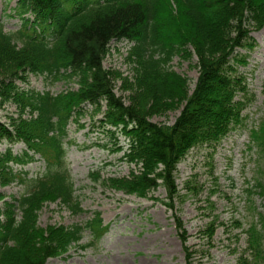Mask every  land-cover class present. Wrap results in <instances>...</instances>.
Segmentation results:
<instances>
[{
  "label": "trees",
  "instance_id": "trees-1",
  "mask_svg": "<svg viewBox=\"0 0 264 264\" xmlns=\"http://www.w3.org/2000/svg\"><path fill=\"white\" fill-rule=\"evenodd\" d=\"M14 10L24 19L20 30L6 32L0 23V100L13 103L17 117L0 121V142H22L27 150L0 154V184L24 189L0 209L6 218L0 222V264H46L66 254L87 230L91 241L85 247L95 246L107 231L97 213L83 227H47L46 236L37 225L47 201L83 212L66 159L72 117L86 115L87 104L98 114L105 102L99 123L111 139L125 137L124 160L136 167L107 182L138 197L162 185L173 209L175 172L186 154L198 145L215 149L243 123L253 95L236 67L244 57L234 54L255 45L251 33L264 26V0H19ZM30 12L34 21L24 18ZM122 39L134 43L128 106L116 96L113 73L103 66L110 43ZM193 55L199 78L190 94L189 79L169 65L177 56ZM30 73L51 82L75 81L77 90L54 96L20 87L17 82L27 85ZM181 107L171 126L150 119ZM38 155L45 162L39 175L29 177L13 166L24 167ZM247 233L250 255L241 256L239 264H264L263 232L253 226Z\"/></svg>",
  "mask_w": 264,
  "mask_h": 264
},
{
  "label": "rangeland",
  "instance_id": "rangeland-1",
  "mask_svg": "<svg viewBox=\"0 0 264 264\" xmlns=\"http://www.w3.org/2000/svg\"><path fill=\"white\" fill-rule=\"evenodd\" d=\"M16 2L0 0V21L7 32L21 26L12 11ZM253 38L257 44L253 50L239 51L247 56V64L239 66V72L247 77L256 95L255 102L244 112L248 127L235 135L231 133L216 149L198 145L186 154L175 172L178 196L173 209L166 205L168 193L163 186L139 198L107 182L110 177L128 176L135 166L123 161V136L111 142L101 133L98 122L104 118V104L101 114L92 111L72 117L66 159L84 213L73 214L58 201H47L38 213L37 225L46 236L47 227L83 226L99 212L108 231L96 247L85 249L83 246L90 241L86 232L83 241L67 254L51 258L46 264H239L247 252V230L252 225L263 232L264 240V151L250 144L249 131L264 117V28ZM132 45L125 40L114 41L104 59V68L113 73L115 93L126 106L131 94L127 88L135 74L130 58ZM169 69L189 79L190 88H194L199 76L195 55L190 59L175 57ZM27 83L17 82L22 88L52 94L77 89L75 82L54 83L32 74H28ZM16 110L13 103L0 101V120L9 122L10 116L16 117ZM179 115L180 110L173 109L150 119L171 126ZM8 146L7 142L0 144V153ZM13 146L16 154L25 150L21 143ZM26 170L32 177L44 170V164L40 161ZM258 185H262L261 191ZM2 193L10 200L24 189L17 184L0 185V196ZM2 203L0 200L3 211ZM3 221L6 223L5 215L0 214ZM180 228L186 237L181 236Z\"/></svg>",
  "mask_w": 264,
  "mask_h": 264
}]
</instances>
